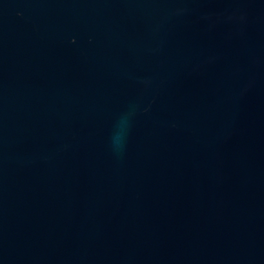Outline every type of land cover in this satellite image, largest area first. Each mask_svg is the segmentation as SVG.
Wrapping results in <instances>:
<instances>
[{
	"label": "water",
	"instance_id": "obj_1",
	"mask_svg": "<svg viewBox=\"0 0 264 264\" xmlns=\"http://www.w3.org/2000/svg\"><path fill=\"white\" fill-rule=\"evenodd\" d=\"M0 264H264V0H0Z\"/></svg>",
	"mask_w": 264,
	"mask_h": 264
}]
</instances>
